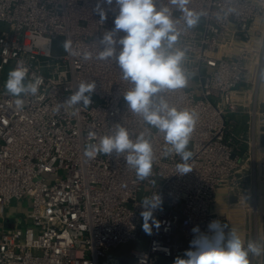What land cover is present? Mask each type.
Returning a JSON list of instances; mask_svg holds the SVG:
<instances>
[{"label": "built area", "instance_id": "obj_1", "mask_svg": "<svg viewBox=\"0 0 264 264\" xmlns=\"http://www.w3.org/2000/svg\"><path fill=\"white\" fill-rule=\"evenodd\" d=\"M155 2L172 11L178 32L172 50L184 52L185 75L198 79V97L185 86L154 97V106L164 101L196 113L186 174L177 173V154L165 155L170 146L163 133L129 108L124 95L133 85L122 79L115 57L97 59L99 41L114 28L115 0H0L6 26L0 30V74L23 61L28 80L43 79L36 95L0 91V264H173L186 258L191 229L199 225L206 233L212 220L238 230L245 244H264V0H188L185 7L198 14L201 28L188 27L170 0ZM59 36L80 55L53 54ZM81 81L96 84L92 104L69 107L64 102ZM117 125L133 141L143 134L151 142L147 179H137L126 154L84 155ZM154 194L162 201L154 213L160 227L147 235L140 203ZM240 195L255 210L250 204L249 222L244 214L234 226L222 203L240 205ZM24 196L31 209L23 226H5L12 201ZM252 215L259 223L255 236ZM129 241L136 245L128 261L114 249ZM249 259L264 264V255Z\"/></svg>", "mask_w": 264, "mask_h": 264}, {"label": "clouds", "instance_id": "obj_2", "mask_svg": "<svg viewBox=\"0 0 264 264\" xmlns=\"http://www.w3.org/2000/svg\"><path fill=\"white\" fill-rule=\"evenodd\" d=\"M111 5L113 0H103ZM179 10L184 12L188 27H194L199 19L198 14L186 9L188 0H170ZM118 14L114 19V28L106 32L99 41L101 50L97 59L106 60L115 57L122 79L130 81L131 87L124 95L132 112L142 115L144 121L159 132L163 133L168 147L165 155L177 154L182 163L176 165L178 174L189 173L192 168L189 160L193 153L188 150L191 134L196 125L195 112L178 111L169 108L161 101L154 106L155 94L161 90H175L186 84L185 73L182 69L184 52L173 49L178 32L173 13L168 7H157L155 0H115ZM98 14L103 20L105 13L98 7ZM120 32V39L115 37ZM165 41L167 45L165 47ZM120 45L117 53L116 45ZM65 51L72 56L80 55L71 47V42H65ZM85 60L91 59L90 53H84ZM28 68L23 61H17L16 66L7 74L5 89L8 94L36 95L43 79H27ZM96 88L95 82L81 81L74 93L65 101L69 107L92 104V94ZM17 104H21L18 99ZM124 156L126 164L135 170L136 177L143 181L152 175L153 146L141 134L135 141L130 138L128 130L116 126L112 134L101 137L98 143H92L85 149L84 155L94 159L98 154ZM161 197L154 194L152 198H144L140 203L143 220L142 230L152 235L153 227L159 228L160 221L155 218V211L161 207ZM227 230L220 220H212L208 231L201 232L199 225L191 231L194 234L190 247L184 252V257H177L173 264H250V255H264V244L245 240L236 229Z\"/></svg>", "mask_w": 264, "mask_h": 264}, {"label": "rangeland", "instance_id": "obj_3", "mask_svg": "<svg viewBox=\"0 0 264 264\" xmlns=\"http://www.w3.org/2000/svg\"><path fill=\"white\" fill-rule=\"evenodd\" d=\"M5 27H6L5 23L1 22L0 23V30L5 28ZM194 27L201 28L202 26L200 23L197 22V24ZM52 52H53V54H57V55L65 52L62 36H59V37H57V39L54 40ZM11 69H12V66H11V64H9V66H7L5 68L4 72L2 74H0V91L6 90L4 85H5V82L7 79V74ZM185 77H186L185 87L194 88L195 89V95H196V97H198L199 93H198V90L196 89L198 79H197L196 74L191 73V75H189V76L185 75ZM52 178H53V176L49 175L47 181L51 182ZM242 202L243 203L240 205H231V208H232V206H234L232 208L233 210H236V212H240V215H236V216H233L230 213V216H231L230 219L234 223V226H238V225H235L237 222L244 221V214H246L245 221L249 222V220H248L249 216L247 213L250 211V209H251L250 204L252 205V203L250 202V204H249L247 200L242 201ZM30 209H31V200L28 196H24L22 199H20L17 202L12 201L11 206L7 209V211L5 213L6 215L4 218V225L5 226H9L10 224H16L18 226L22 225L23 224L22 218L24 219L27 216V213L30 211ZM252 210H253V208H252ZM227 211H228V209H227ZM258 224L259 223L257 222V216L252 215V220H251L252 231H251V233L254 236L257 235L256 232H257V228L259 227ZM1 225H2V220H0V227H1ZM135 245H136V243L134 241L122 243L114 249V254L117 255L121 259L129 261L130 249Z\"/></svg>", "mask_w": 264, "mask_h": 264}, {"label": "bare ground", "instance_id": "obj_4", "mask_svg": "<svg viewBox=\"0 0 264 264\" xmlns=\"http://www.w3.org/2000/svg\"><path fill=\"white\" fill-rule=\"evenodd\" d=\"M240 196H242V197H243V198L241 199L242 201H245V200L249 201V199H248V198L246 199V197L244 198V196H243V195H240ZM222 205H224L225 207H226V206H229V208H230V211H232V212H236V210H233V209H232L234 206H232V208H231V205H230V204H228L227 202H224V203H222ZM253 205H254V204H253ZM253 205H252V206H253ZM224 206H223V207H224ZM229 208H228V209H229ZM252 208H253V211H254V210H255V205H254ZM232 212H231V213H232ZM232 215H233V216H236V215H235V213H234V214H232Z\"/></svg>", "mask_w": 264, "mask_h": 264}]
</instances>
